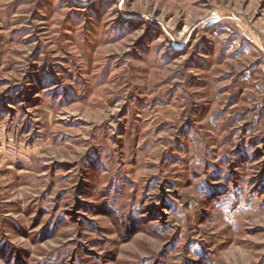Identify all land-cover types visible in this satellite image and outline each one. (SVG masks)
<instances>
[{
    "label": "rangeland",
    "instance_id": "1",
    "mask_svg": "<svg viewBox=\"0 0 264 264\" xmlns=\"http://www.w3.org/2000/svg\"><path fill=\"white\" fill-rule=\"evenodd\" d=\"M0 264H264V0H0Z\"/></svg>",
    "mask_w": 264,
    "mask_h": 264
}]
</instances>
